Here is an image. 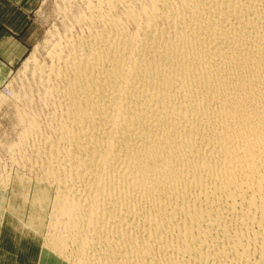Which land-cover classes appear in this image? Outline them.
<instances>
[{"label":"bare ground","instance_id":"1","mask_svg":"<svg viewBox=\"0 0 264 264\" xmlns=\"http://www.w3.org/2000/svg\"><path fill=\"white\" fill-rule=\"evenodd\" d=\"M120 2L132 31L104 17L78 39L56 146L29 164L47 246L70 264H264V0L88 10Z\"/></svg>","mask_w":264,"mask_h":264},{"label":"rangeland","instance_id":"2","mask_svg":"<svg viewBox=\"0 0 264 264\" xmlns=\"http://www.w3.org/2000/svg\"><path fill=\"white\" fill-rule=\"evenodd\" d=\"M89 1L6 0L7 7L17 9L5 12L6 24L0 29L5 39L0 52V264H70L47 246L50 209L40 213L37 201L49 189L29 164L38 161L37 146L45 153L56 146L57 122L66 108L53 89L63 85L58 78L65 74L78 39L95 37L105 29V18H118L128 31L133 29L121 11L128 3L101 14L88 10ZM80 16L82 21L94 16L99 21L90 27L79 23ZM14 47L13 62L9 56ZM52 68H61V73L51 75ZM65 220L60 219V234Z\"/></svg>","mask_w":264,"mask_h":264},{"label":"crops","instance_id":"3","mask_svg":"<svg viewBox=\"0 0 264 264\" xmlns=\"http://www.w3.org/2000/svg\"><path fill=\"white\" fill-rule=\"evenodd\" d=\"M13 9H17V8H15V7H13V6H11V8L10 7H7L6 6V0H0V29H1V26H3V25H5L6 24V21H5V18L3 17V15L5 14V12L7 11V10H13ZM18 14H20V12H17ZM12 27H15L16 25L13 23V24H10ZM4 37H3V35H1V38H0V52L2 53L3 51H4V45H3V42L5 41V39H3ZM1 40H3L2 42H1ZM7 41H9V40H7ZM15 47H17V46H15ZM15 47L13 48V50H11L13 53L12 54H10V59H9V61H15L16 59V56L17 55H15V53H16V51H15ZM15 51V52H14ZM8 64L10 63V62H8V61H6Z\"/></svg>","mask_w":264,"mask_h":264}]
</instances>
